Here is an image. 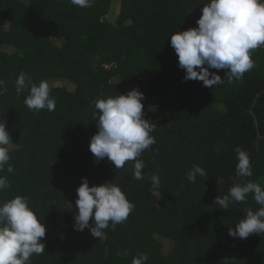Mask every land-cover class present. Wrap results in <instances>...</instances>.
Segmentation results:
<instances>
[{
    "label": "trees",
    "instance_id": "trees-1",
    "mask_svg": "<svg viewBox=\"0 0 264 264\" xmlns=\"http://www.w3.org/2000/svg\"><path fill=\"white\" fill-rule=\"evenodd\" d=\"M118 1L112 24L102 18L117 0H93L88 8L70 0H0V80L7 88L0 121L12 139L0 172L10 187L0 191V204L26 197L44 223L45 252L33 254L30 264H132L141 253L147 264H264V234L228 235L248 209L260 207L252 194L228 210L214 203L235 183L264 188V47L251 51L254 67L240 79L229 82L226 70L210 69L223 84L185 81L170 35L197 27L209 0ZM22 72L49 83L54 111L25 105L29 92L18 95L15 83ZM51 79L76 89L53 88ZM132 89L144 94L143 118L156 141L137 158L144 163L141 180L133 176L134 161L117 169L107 158L96 162L89 150L98 131L94 102ZM236 147L249 155L251 177H236ZM193 165L207 178L188 181ZM153 174L160 180L155 189ZM82 177L90 187L116 184L134 205L115 230L110 222L103 239L89 228L74 230ZM59 224L67 226L63 238ZM160 239L174 243L171 252H162Z\"/></svg>",
    "mask_w": 264,
    "mask_h": 264
},
{
    "label": "clouds",
    "instance_id": "clouds-1",
    "mask_svg": "<svg viewBox=\"0 0 264 264\" xmlns=\"http://www.w3.org/2000/svg\"><path fill=\"white\" fill-rule=\"evenodd\" d=\"M70 3L88 8L93 0H70ZM196 24L197 27L170 35L178 66L185 70V81L198 80L205 87L213 88L223 84L224 79L210 69L226 70L230 82L233 78H242L254 67L251 51L264 47V0H209L202 7V15ZM15 83L18 95L22 91L29 92L24 103L30 110H55V100L50 98V86L46 80L36 84L28 74L22 72ZM6 91L5 81L0 80V95ZM143 99L142 92L132 89L126 95L96 100L98 131L89 144L96 162L107 158L119 169L126 162L134 161L133 176L137 180L144 179V163L137 158L156 142L150 135L154 126L143 118ZM11 143L6 123L0 121V172L4 171L10 159L7 146ZM234 151L238 159L236 177H251L249 155L239 147ZM13 171L14 168L9 165L7 172ZM197 176L207 178V173L199 165H193L186 178L195 183ZM81 179L82 183L77 188V212L73 227L77 231L89 228L92 236L101 239L105 234L103 230L109 227L110 222L112 230H115L117 224L128 219L134 205L116 184L106 182L90 187L87 178ZM150 180L153 189L159 187L158 175H151ZM9 187L7 178L0 176V191ZM248 194H252L260 207L255 211L248 209L245 218L234 229L229 228L228 235L233 238L244 239L253 233L264 234V188L260 183L249 180L235 183L227 195L215 198L216 205L228 210L230 204L246 202ZM45 235L46 227L31 210L26 197L16 196L0 204V264H30L33 254L45 252V243L42 242ZM148 259L147 254L141 253L133 257L132 264H147Z\"/></svg>",
    "mask_w": 264,
    "mask_h": 264
},
{
    "label": "rangeland",
    "instance_id": "rangeland-1",
    "mask_svg": "<svg viewBox=\"0 0 264 264\" xmlns=\"http://www.w3.org/2000/svg\"><path fill=\"white\" fill-rule=\"evenodd\" d=\"M119 10H120V6H119V1L117 0V3L116 4L114 3V6H113L111 12L108 15L104 16L102 19L107 21V22L114 24L116 22V20H118ZM129 23L130 22L127 21V24H129ZM108 68H110V66H108ZM140 80H145V75H141ZM50 82H51V85H53V88L62 87V88H67L69 90H75L76 89L75 85L73 83H70V81H67L64 79H51ZM9 148H11V147H9ZM59 228L61 230L60 236H61V238H63L66 234L67 226H65L64 224H59ZM160 242L163 243L162 252L164 254H168L169 252H171V250L174 246V243L172 241L160 239ZM53 252L56 256H60L62 254L60 245H57Z\"/></svg>",
    "mask_w": 264,
    "mask_h": 264
}]
</instances>
